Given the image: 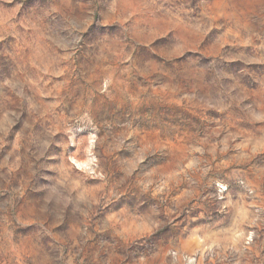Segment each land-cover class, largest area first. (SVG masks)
Wrapping results in <instances>:
<instances>
[{"label":"rangeland","instance_id":"374dc122","mask_svg":"<svg viewBox=\"0 0 264 264\" xmlns=\"http://www.w3.org/2000/svg\"><path fill=\"white\" fill-rule=\"evenodd\" d=\"M0 264H264V0H0Z\"/></svg>","mask_w":264,"mask_h":264}]
</instances>
